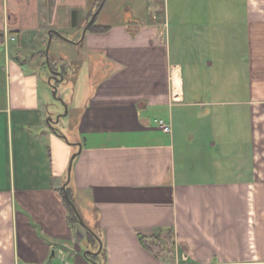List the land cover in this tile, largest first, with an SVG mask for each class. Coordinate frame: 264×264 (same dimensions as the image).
<instances>
[{
    "label": "crops",
    "instance_id": "0c3cea01",
    "mask_svg": "<svg viewBox=\"0 0 264 264\" xmlns=\"http://www.w3.org/2000/svg\"><path fill=\"white\" fill-rule=\"evenodd\" d=\"M96 1L0 0V264H264V0H104V30L69 41L68 143L45 47ZM168 229L172 249L142 245Z\"/></svg>",
    "mask_w": 264,
    "mask_h": 264
},
{
    "label": "rangeland",
    "instance_id": "374dc122",
    "mask_svg": "<svg viewBox=\"0 0 264 264\" xmlns=\"http://www.w3.org/2000/svg\"><path fill=\"white\" fill-rule=\"evenodd\" d=\"M103 2L104 0H97L95 3L94 10L92 12V15L95 14L94 19H93V24L95 26L101 22L103 13H105V8L102 7ZM77 8H79V6H77ZM125 13H126L125 16L127 17L128 11L127 12L125 11ZM91 17L88 19V21H90ZM60 19L62 20V17H60ZM88 21L86 22L85 25H83L84 26L83 29L87 25ZM72 25L71 23L64 22L59 26V28H61L59 33H61L64 38H61L60 36L57 35L58 31L54 27L55 28L54 30H56L54 32L56 34L53 35V39H51L49 43L50 45H49V51H48V59L52 61V64L54 65L56 64L57 66L56 68L59 69V71L61 72V75L56 76V75H53V73H49L50 75L49 74L44 75L43 73L40 74V75H44L45 82H46V78H49V83L46 82L45 84L46 86H44V84H41L40 88L41 90L43 89V91H45V97H46L45 100L49 105L48 108L54 111L53 118L51 116L52 120H55L56 117H59L58 122L55 124V127L58 130L63 131L62 134L68 143H70L73 138V131H71L70 125H69V120L73 116V115L71 116L72 107L74 106L76 102V98H78V100L80 98V93L78 89L79 87H82V84H83V80L82 78H80L78 79L77 86H76L75 79L72 78L74 74L75 65H73V62L70 61V57H72V54L70 52H73L74 48L69 43V41L75 40L77 38V34H81L83 29H81V31L79 32L78 29H75L76 28L74 27L75 25L73 26ZM65 41H68V42H65ZM45 63L47 65V62ZM95 63H96V58L92 57L91 64L93 65ZM67 177L68 175L66 176V179ZM74 204H75V207L80 209V216L85 221L84 210L81 209L77 203H74ZM76 227L78 230H80L78 234L81 235L82 237L80 239L78 238V242L76 246H74L73 248L74 250L73 253L79 254L77 256V259H81V258L85 259L86 257L84 256V252H89V255L90 253H92L91 248L89 247L85 248V246H88V243L91 240L89 239L87 230L84 229V227L79 222L76 223ZM92 235L94 237V241H91V242H95V240H97L98 242L100 241L99 239H97V236L95 233ZM97 256L98 255L95 256V254L91 256L92 259H94L92 260V262L95 261Z\"/></svg>",
    "mask_w": 264,
    "mask_h": 264
},
{
    "label": "trees",
    "instance_id": "16d2710c",
    "mask_svg": "<svg viewBox=\"0 0 264 264\" xmlns=\"http://www.w3.org/2000/svg\"><path fill=\"white\" fill-rule=\"evenodd\" d=\"M88 31H103L104 29H101L100 27H97L93 24V21L92 23L89 25V27L87 28ZM0 40H2V35L0 34ZM50 68L55 71V69L53 68L52 65H50ZM55 130L57 129L55 127V123H52ZM57 131V130H56ZM58 133V131H57ZM67 192V195H68V198L69 200H71L70 198V195H69V191L66 190ZM62 196H63V201H64V204L69 212V217H70V220L71 221H75V222H79L71 205L69 204V202L67 201L66 197H65V194H64V191L62 190ZM88 233V236H89V239L91 241H94V237L92 235V233H90L89 231H87ZM140 241L142 243V245L148 250V251H161L163 252L164 250V247L167 246L168 248L172 249L174 247V244H175V240H174V237H173V230L172 229H168L167 232L164 234V235H160V236H157V237H151L149 240L148 239H145V238H140ZM101 251V250H100ZM91 255H94L92 253H90Z\"/></svg>",
    "mask_w": 264,
    "mask_h": 264
},
{
    "label": "water",
    "instance_id": "95a60500",
    "mask_svg": "<svg viewBox=\"0 0 264 264\" xmlns=\"http://www.w3.org/2000/svg\"><path fill=\"white\" fill-rule=\"evenodd\" d=\"M94 16H95V14L92 15L90 21H88L87 25H86L85 28L83 29V31H82V37H83L84 34L86 33L87 28L89 27V25L92 23V21H93V19H94ZM57 35L60 36L61 38H64V37L62 36L61 33H60V34L57 33ZM50 41H51V34H49V40H48V43H47V45H46L45 56H46L47 67H48V69H49L48 71H50V72L53 73V75H54L55 72L50 68V64H49V61H48V51H49V45H50L49 43H50ZM57 74H58V73H57ZM54 95H55V93H54ZM58 119H59V117H56L55 120H52V118L47 119V123H48V125L50 126V128H51L55 133H57V131L54 129L52 123H54V122L57 123V122H58ZM63 138H65V137L63 136ZM74 157H75V155H72L71 158H70V161H69V163H68V167H67V175H68V177H67V181L69 180L70 170H71V164H72V160H73ZM67 181H66V183H67ZM64 194H65V197H66L67 201H68L69 204L71 205V207H72V209H73V211H74V213H75V215H76V217H77L79 223H80V224H81V225H82L87 231H89L90 233L94 234V232H92V231L90 230V228H89L88 226H86L85 223L83 222L82 217H80V214L78 213V211H77L76 208L74 207L73 203L69 200L66 191H64ZM97 239H98V237H97ZM101 248H102V246H101V243H100V241H99V250H101Z\"/></svg>",
    "mask_w": 264,
    "mask_h": 264
},
{
    "label": "built area",
    "instance_id": "2783aa9c",
    "mask_svg": "<svg viewBox=\"0 0 264 264\" xmlns=\"http://www.w3.org/2000/svg\"><path fill=\"white\" fill-rule=\"evenodd\" d=\"M15 37L9 34H4L3 39L0 41V46L6 50L9 42L14 41ZM157 124L162 128L163 132L169 133L170 132V125L166 124L163 120H155Z\"/></svg>",
    "mask_w": 264,
    "mask_h": 264
},
{
    "label": "flooded vegetation",
    "instance_id": "af4514ba",
    "mask_svg": "<svg viewBox=\"0 0 264 264\" xmlns=\"http://www.w3.org/2000/svg\"><path fill=\"white\" fill-rule=\"evenodd\" d=\"M55 75V74H54ZM56 124V123H55Z\"/></svg>",
    "mask_w": 264,
    "mask_h": 264
}]
</instances>
